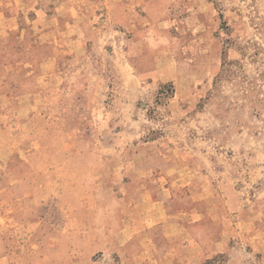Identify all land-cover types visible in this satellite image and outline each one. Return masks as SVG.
Here are the masks:
<instances>
[{"label":"rangeland","instance_id":"obj_1","mask_svg":"<svg viewBox=\"0 0 264 264\" xmlns=\"http://www.w3.org/2000/svg\"><path fill=\"white\" fill-rule=\"evenodd\" d=\"M0 264H264V0H0Z\"/></svg>","mask_w":264,"mask_h":264}]
</instances>
